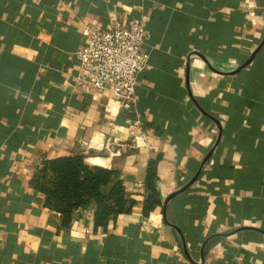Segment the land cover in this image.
<instances>
[{
    "label": "crops",
    "instance_id": "0c3cea01",
    "mask_svg": "<svg viewBox=\"0 0 264 264\" xmlns=\"http://www.w3.org/2000/svg\"><path fill=\"white\" fill-rule=\"evenodd\" d=\"M93 19L145 26L131 100L76 80ZM75 155L129 213L45 206L36 167ZM0 264H264V0H0Z\"/></svg>",
    "mask_w": 264,
    "mask_h": 264
},
{
    "label": "trees",
    "instance_id": "16d2710c",
    "mask_svg": "<svg viewBox=\"0 0 264 264\" xmlns=\"http://www.w3.org/2000/svg\"><path fill=\"white\" fill-rule=\"evenodd\" d=\"M118 175L114 170L89 166L82 155L64 156L43 160L33 173L31 185L43 194L48 209L62 215L64 225L70 224L74 213L96 205V225L100 226L111 216L116 218L129 213L134 204V200L127 197ZM153 178L154 174L149 173L147 185L150 186ZM151 188L154 193L145 213L158 202Z\"/></svg>",
    "mask_w": 264,
    "mask_h": 264
},
{
    "label": "built area",
    "instance_id": "2783aa9c",
    "mask_svg": "<svg viewBox=\"0 0 264 264\" xmlns=\"http://www.w3.org/2000/svg\"><path fill=\"white\" fill-rule=\"evenodd\" d=\"M85 34L86 43L75 53L80 65L77 82L125 101L133 99L139 75L150 62V54L143 49L144 24L135 19L127 25L113 21L103 29L93 19L86 25Z\"/></svg>",
    "mask_w": 264,
    "mask_h": 264
},
{
    "label": "water",
    "instance_id": "95a60500",
    "mask_svg": "<svg viewBox=\"0 0 264 264\" xmlns=\"http://www.w3.org/2000/svg\"><path fill=\"white\" fill-rule=\"evenodd\" d=\"M256 53H254L255 55ZM254 55L251 57V59L249 61H247L244 65H242L241 67H239L236 71H234V73L238 72L239 70H241L243 67H245L247 64H249L251 62V60L253 59Z\"/></svg>",
    "mask_w": 264,
    "mask_h": 264
}]
</instances>
